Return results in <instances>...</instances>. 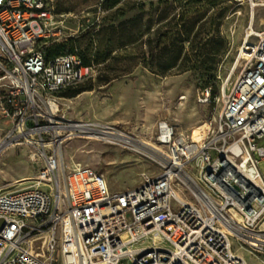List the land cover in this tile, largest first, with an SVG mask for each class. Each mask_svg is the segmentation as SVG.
<instances>
[{
  "label": "built area",
  "instance_id": "obj_1",
  "mask_svg": "<svg viewBox=\"0 0 264 264\" xmlns=\"http://www.w3.org/2000/svg\"><path fill=\"white\" fill-rule=\"evenodd\" d=\"M51 3L0 0V119L9 143L35 147L40 163L33 187L0 193V264H248L233 241L264 257V24L248 25L219 94L200 92L221 104L202 144L158 121L159 173L113 193L102 174L61 161L71 126L54 96L88 69L77 50L46 58L67 41ZM145 238L165 245L132 249Z\"/></svg>",
  "mask_w": 264,
  "mask_h": 264
},
{
  "label": "rangeland",
  "instance_id": "obj_2",
  "mask_svg": "<svg viewBox=\"0 0 264 264\" xmlns=\"http://www.w3.org/2000/svg\"><path fill=\"white\" fill-rule=\"evenodd\" d=\"M105 1L52 0L54 27L69 40L62 42L67 44L64 48L77 50L90 61L83 80L54 97L64 123L97 125L93 130L106 134L100 140L92 137L90 130L69 129L66 135L70 136L65 135L60 150L62 163L68 169L91 168L104 176L111 192L119 193L159 173L153 157L155 150L163 148L155 141L158 121L199 138L205 123L217 116L221 104L204 102L201 88L210 78L215 95L219 94L248 25L252 22L256 33L263 27L264 0H254V6L247 0L241 4L226 0H199L200 4L193 0H122L113 8H108ZM187 10H191L190 20L177 28L181 29L182 42H174L181 48L177 66L162 72L168 55L164 45L173 39V27ZM124 22L126 33L137 35L149 30L134 43L122 46L118 25ZM109 51V60L96 64L97 55ZM120 72L123 75L119 79L104 85L102 76L113 77ZM8 132L9 125L0 119V193L33 187L40 167L32 159L36 148L11 145L6 138ZM107 132L122 136L123 141ZM256 145L264 149V139ZM258 171L264 181V161ZM177 195L182 196L179 190ZM175 205L172 201L173 208ZM152 244L165 245L145 238L134 243L132 249ZM232 246L248 264H264L262 255L253 256L235 241Z\"/></svg>",
  "mask_w": 264,
  "mask_h": 264
},
{
  "label": "trees",
  "instance_id": "obj_3",
  "mask_svg": "<svg viewBox=\"0 0 264 264\" xmlns=\"http://www.w3.org/2000/svg\"><path fill=\"white\" fill-rule=\"evenodd\" d=\"M121 1L122 0H106L105 4L107 5L108 8H113L117 4H119ZM226 1H229V2L234 3V4L238 3L235 0H226ZM193 3L200 4L201 2L199 0H193ZM202 7L203 6H201V8L199 7L198 9H202ZM190 14H191V10H187L186 12H184L182 15L179 16L177 23L173 27V30H176L174 33L173 39L169 40L168 43H166L164 45V48H166V50H168V52H167L168 55H167V59L165 60V62L163 63V65L161 67L162 72L170 71L177 66V63H178L179 58H180V49L181 48L178 46L175 47L174 42H176V41H178L179 43L182 42L181 41V39H182L181 29L177 30V28H179L180 24L184 25L185 21L190 20V16H188ZM195 16H193V17H195ZM191 19H192V16H191ZM118 28L120 29L121 39L123 40L122 42H120V45H122V46H127L129 44L134 43L138 39V37L140 38V37L144 36L145 33L149 30V29H146L143 32L139 31V33L137 35L126 33L127 27H126L125 22L119 24ZM65 46H67V44H65V43H58L57 45L53 44L52 46L49 45V46L44 48V54H45L46 58H53L54 56H57V55L62 54L64 52L72 51V49H65L64 48ZM111 52L112 51H109V53L107 52V53L102 54V55L98 54L97 58H96V64H104L105 62H107L109 60ZM80 57H81L82 62H83V67H85V68L90 67V61L85 60L81 55H80ZM120 73L121 74H115L113 77L102 76V82L104 83V85H109L112 81H114L115 79H119L123 75V72H120ZM212 81L213 80H211L209 78L208 83L201 88V91L203 89H206V88H211V96L213 97V96H215V92L213 90ZM78 93L79 92H76V94H78Z\"/></svg>",
  "mask_w": 264,
  "mask_h": 264
},
{
  "label": "bare ground",
  "instance_id": "obj_4",
  "mask_svg": "<svg viewBox=\"0 0 264 264\" xmlns=\"http://www.w3.org/2000/svg\"><path fill=\"white\" fill-rule=\"evenodd\" d=\"M259 6V5H258ZM97 128V125L94 126V125H89V124H77V125H73L71 126V129L74 130V131H88L90 130L89 134L96 138V139H100V140H103L106 136L105 133H102V132H96L94 131L93 129H96ZM70 129V130H71ZM100 131H103V130H100ZM105 131V130H104ZM207 132H208V124L205 123V127L203 129V132L201 134V136L199 138L195 137V136H191L192 139L194 140L195 143H197L198 145H201L202 142L205 140L206 138V135H207ZM108 133V132H107ZM111 133H108V135H110ZM111 137H113L114 139H117V140H121L123 141L122 139V136H117V135H110ZM126 138V137H125ZM127 139V138H126ZM264 226V224H263ZM126 236H123V238H125Z\"/></svg>",
  "mask_w": 264,
  "mask_h": 264
}]
</instances>
